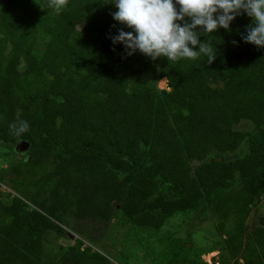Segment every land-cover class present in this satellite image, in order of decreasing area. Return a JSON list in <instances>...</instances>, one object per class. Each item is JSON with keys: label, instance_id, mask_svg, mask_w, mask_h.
Masks as SVG:
<instances>
[{"label": "trees", "instance_id": "trees-1", "mask_svg": "<svg viewBox=\"0 0 264 264\" xmlns=\"http://www.w3.org/2000/svg\"><path fill=\"white\" fill-rule=\"evenodd\" d=\"M105 3L64 0L57 13L49 0H0V148L21 155L0 169L19 193L0 201V264H113L130 256L128 228L164 242L162 264H206L168 226L175 216L189 231L214 219L219 264H263L264 225H246L264 198V48L240 40L251 19L199 36L211 64L151 60L112 45L124 26ZM113 218L122 227L104 253L95 236ZM67 227L76 236L63 245Z\"/></svg>", "mask_w": 264, "mask_h": 264}, {"label": "clouds", "instance_id": "clouds-1", "mask_svg": "<svg viewBox=\"0 0 264 264\" xmlns=\"http://www.w3.org/2000/svg\"><path fill=\"white\" fill-rule=\"evenodd\" d=\"M105 4L114 6L111 17L124 26L109 39L112 45L122 47L125 57L139 52L151 60H177L203 54L211 64L216 53L211 42L200 41L199 36L227 30L241 15L249 17L251 23L240 40L264 48V0H110ZM49 7L59 13L64 0H49ZM10 129L20 135L28 130V124L20 121Z\"/></svg>", "mask_w": 264, "mask_h": 264}, {"label": "rangeland", "instance_id": "rangeland-1", "mask_svg": "<svg viewBox=\"0 0 264 264\" xmlns=\"http://www.w3.org/2000/svg\"><path fill=\"white\" fill-rule=\"evenodd\" d=\"M162 79L158 80V87L160 89L169 90L170 88L167 86V79L165 78L164 82ZM242 147L243 146L239 147L238 152H228L225 154V156L228 158H233L240 155ZM5 150V148H0V169H5L10 165L15 166L21 160V155L14 154L9 150L4 152ZM0 186L2 191L0 195V201L8 202L11 200L13 195H19V193L11 188L8 183H3ZM29 204L30 207L34 208L32 203ZM213 221V218H203L199 226L200 228L189 231L187 227H178V225L182 222V217L175 216V218L170 221L168 226L172 224L174 229L177 230L179 236L188 237L191 240L190 242H194L196 246L203 249L205 253L202 254V259L206 264H219L217 260L219 259V253L221 251V247L223 246V241H221L219 244L214 242L215 240L219 239V235L218 233L215 234L216 231L213 227L215 223H213ZM262 223L264 225V198L258 204L253 206L252 211L246 220V225H248L249 231L253 230ZM121 227L122 223L119 220L113 218L104 229V233L106 231V234L103 236L104 233H98L95 236L97 239H102V241H104L106 244L103 250L104 253L108 252L114 245V240L118 237V231H120ZM67 232L69 235H74L73 238H70L68 234H64L58 239L60 244L69 245L73 243L76 233L70 227H67ZM51 236L52 239L56 238V234L53 232L51 233ZM84 241L87 244H92V242L86 239ZM123 241V243H127V248H124V245L121 248L122 250H127L126 252L130 256H125V259L117 257L116 260H113L115 261L113 264H162L168 262L171 259V255L169 254L167 248H164V242H161L160 239L155 236L152 237L149 235V233L143 232L140 235H135V231L132 228H128ZM92 245L94 248H100V242H98V244ZM215 247V251L207 253L209 249ZM241 261L243 262V260Z\"/></svg>", "mask_w": 264, "mask_h": 264}, {"label": "water", "instance_id": "water-1", "mask_svg": "<svg viewBox=\"0 0 264 264\" xmlns=\"http://www.w3.org/2000/svg\"><path fill=\"white\" fill-rule=\"evenodd\" d=\"M29 147H30V143H29L27 140H20V141L17 143V145L15 146V149H16V151H18V152L24 153V152L28 151ZM70 235H71L72 237L74 236V235H72V234H70Z\"/></svg>", "mask_w": 264, "mask_h": 264}]
</instances>
